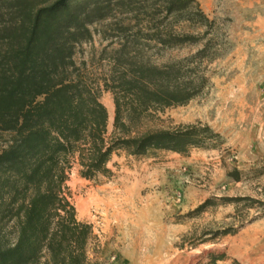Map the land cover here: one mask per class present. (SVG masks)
I'll return each mask as SVG.
<instances>
[{"label": "trees", "instance_id": "1", "mask_svg": "<svg viewBox=\"0 0 264 264\" xmlns=\"http://www.w3.org/2000/svg\"><path fill=\"white\" fill-rule=\"evenodd\" d=\"M95 37L108 71L94 81L75 57ZM196 46L164 64L151 53ZM226 46L197 0H0V264H91L94 231L72 202L71 160L96 180L113 175L119 150L182 155L221 139L202 123L141 129L198 97L210 85L206 64Z\"/></svg>", "mask_w": 264, "mask_h": 264}, {"label": "rangeland", "instance_id": "2", "mask_svg": "<svg viewBox=\"0 0 264 264\" xmlns=\"http://www.w3.org/2000/svg\"><path fill=\"white\" fill-rule=\"evenodd\" d=\"M197 1L223 28L226 50L206 64L210 85L198 97L186 105L148 116L141 130L202 123L221 139L187 154L157 152L160 154L152 162L157 164L153 167L154 178L138 189L126 191L131 202L146 206L148 210H143L142 216L150 219L137 226L139 234L132 237L125 234V227L118 231V222H109L113 230L109 233L103 221L106 216L102 212L103 201L92 198L90 202L87 198L89 193L103 194L99 188L106 185L112 186L116 194L124 195L120 177L125 173L121 171L129 168L135 175L140 169L153 172L150 166H131L127 153L119 150L112 157L118 177L111 180L99 176L89 181L81 177L78 162L71 160L67 185L72 202L78 219L92 225L94 231L88 246L91 264H264V32L255 31L264 23V0ZM251 39L254 45L244 44ZM105 45L95 37L91 43L82 45L75 57L78 64L86 62L94 81L108 71L106 64L96 62ZM247 45L252 64L249 75L256 91L255 100H261V105L256 104L255 111L246 110L240 116L220 101L226 98L221 91L232 76L228 57L236 48ZM198 48L151 53L156 63L164 64L187 57ZM101 102L106 108L113 104L112 114L107 109L108 136H111L115 115L113 95L104 91Z\"/></svg>", "mask_w": 264, "mask_h": 264}, {"label": "crops", "instance_id": "3", "mask_svg": "<svg viewBox=\"0 0 264 264\" xmlns=\"http://www.w3.org/2000/svg\"><path fill=\"white\" fill-rule=\"evenodd\" d=\"M255 31L258 34L264 32V23H262L260 29H256ZM244 44L254 45V40L251 39ZM249 45L236 48L228 57L227 61L232 76L230 78V82H228V86L221 91V95L226 98L221 100L220 103L222 105H226V107L232 108V112H238L240 116L241 114L243 116L246 110L250 112L255 111L256 104L258 106L261 105V100H255L256 91L254 88L253 79L250 76V73L252 72V64L250 63L249 57ZM249 81L250 84L248 83ZM240 82H244V84L242 86L236 87L235 85H238V83ZM247 84L249 86H247ZM159 154L160 153H152L144 157H135L127 155V158L129 160L128 163L131 166L140 167L142 164H146L148 168L150 166V169L153 172H149V169H140L141 172H136L135 175L134 172L129 168H127L125 171H121L125 173L123 176L120 177V180L122 181L121 186L124 187L123 189H125L124 195L116 194L114 191L115 189L112 186L108 185L99 188V190H103V194L101 195L97 194V192H95L94 194L89 193V197L87 199H89L90 202L93 201L92 198L95 199L94 201L98 199H100L98 201H103L102 212L106 215L103 221L104 226L106 227V230L109 233L113 232V230L110 229L111 223L118 222L120 225L116 226L118 228V231L121 230L119 228L125 227V234L130 237L134 235L137 236L139 234V230H137L136 227L140 226L141 224L150 222L149 218H144L142 216L143 210H148L146 209V206L139 205L137 204V202H131L128 198V195L126 194V191L130 188L138 189L140 188L139 186L144 185L145 183H149L150 180L154 178L153 176L155 169L153 167L157 164L152 162L156 160L155 156H158ZM114 166L115 165L113 163V159L111 158L108 164V168L111 169L113 173V175L109 177V179L111 180L118 177L117 170L114 169ZM126 172L129 174H126ZM120 197L125 200H120ZM116 199H119V201H116Z\"/></svg>", "mask_w": 264, "mask_h": 264}, {"label": "bare ground", "instance_id": "4", "mask_svg": "<svg viewBox=\"0 0 264 264\" xmlns=\"http://www.w3.org/2000/svg\"><path fill=\"white\" fill-rule=\"evenodd\" d=\"M107 109L111 112V114L113 113V104L110 103V106H107ZM113 117V116H112Z\"/></svg>", "mask_w": 264, "mask_h": 264}]
</instances>
